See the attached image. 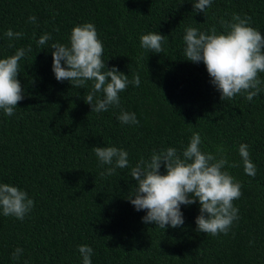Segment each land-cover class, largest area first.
I'll return each mask as SVG.
<instances>
[{
	"label": "trees",
	"instance_id": "trees-1",
	"mask_svg": "<svg viewBox=\"0 0 264 264\" xmlns=\"http://www.w3.org/2000/svg\"><path fill=\"white\" fill-rule=\"evenodd\" d=\"M195 2L0 0V59L31 47L19 61L24 99L11 117L0 110V184L34 201L23 221L0 211V264H82L80 245L93 249L91 264H264V91L252 101L246 93L221 100L204 63L185 60L183 40L189 27L224 34L221 21L232 22L234 13L250 17L264 37V0H212L204 13L194 12ZM85 23L96 27L105 70L141 81L107 112L91 113L84 102L92 81L79 89L52 71L51 45H69L72 29ZM9 29L23 37L10 40ZM45 33L52 39L41 46ZM148 33L166 37L159 54L141 48ZM122 110L139 124H121ZM193 132L202 151L215 155L222 147L237 165L225 169L242 185L233 201L239 219L226 235L197 232L199 202L180 206L183 225L162 230L143 223L147 210L136 211L127 199L136 187L131 168L169 147L182 153ZM240 144L249 146L254 177L244 172ZM94 147L127 151L129 167L101 175L110 166H101ZM16 248L23 253L13 260Z\"/></svg>",
	"mask_w": 264,
	"mask_h": 264
},
{
	"label": "clouds",
	"instance_id": "clouds-1",
	"mask_svg": "<svg viewBox=\"0 0 264 264\" xmlns=\"http://www.w3.org/2000/svg\"><path fill=\"white\" fill-rule=\"evenodd\" d=\"M212 0H197L193 4L194 12L204 13ZM29 22L35 23L36 17L30 16ZM251 18L239 14L232 15V22L221 21L226 29L218 34L213 26L206 34L197 28H186L183 37L185 60L206 66L211 83L221 93V100L232 99L246 93L245 98L252 101L264 91V80L258 73H264V37L260 31L249 26ZM5 35L10 40H19L22 32L9 29ZM50 34H43L38 44L43 46L51 40ZM140 46L145 50L159 54L166 37L157 33H148L140 38ZM10 47L12 45H9ZM52 71L57 81H69L72 87L83 89L86 82L92 81L91 91L84 102L91 108V113L107 112L110 107H119V93L129 84L139 87L138 74L128 76L119 72L116 67L105 70L102 59L104 47L98 39L96 27L92 23L75 26L70 34L69 45L53 43ZM31 52V47L19 48L15 54L0 59V110L6 116H13L18 102L24 99V89L17 79L19 61ZM63 62V63H62ZM102 94V95H97ZM121 124L138 125L135 113L121 111L117 117ZM202 139L198 132H193L187 147L178 153L176 148L169 147L154 152L149 161L141 159L131 168L132 180L136 187L127 198L136 211L147 210L142 218L145 224L154 223L164 230L165 226L177 228L183 225L181 205L199 202L200 214L195 219L197 232L216 236L227 234L234 221L238 220V209L233 201L241 197L242 185L235 181L226 169L236 167L229 164L222 147L217 154L201 150ZM101 166L109 165L101 175H113L116 169L129 167L127 151L116 147L92 148ZM239 156L243 162L244 172L254 177L256 166L250 159L249 146L240 144ZM163 165L166 174H161ZM34 201L28 198L25 191L10 184H0V211L3 216L15 217L23 221L31 212ZM78 251L82 264H91L93 249L80 245ZM23 249L16 248L12 259L17 260Z\"/></svg>",
	"mask_w": 264,
	"mask_h": 264
}]
</instances>
